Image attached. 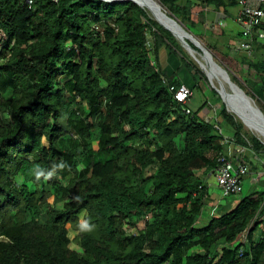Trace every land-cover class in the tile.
Segmentation results:
<instances>
[{"label":"trees","instance_id":"1","mask_svg":"<svg viewBox=\"0 0 264 264\" xmlns=\"http://www.w3.org/2000/svg\"><path fill=\"white\" fill-rule=\"evenodd\" d=\"M156 1L213 56L191 0ZM197 76L132 0H0V264H264V192L195 227L225 150L214 124L264 155L214 91L210 124L207 102L174 101Z\"/></svg>","mask_w":264,"mask_h":264},{"label":"rangeland","instance_id":"2","mask_svg":"<svg viewBox=\"0 0 264 264\" xmlns=\"http://www.w3.org/2000/svg\"><path fill=\"white\" fill-rule=\"evenodd\" d=\"M105 1H127V0H105ZM149 1L152 4L156 5V7H158V9H160V11L167 16V18L174 21L173 17H171L169 12L166 9H164L156 0H149ZM133 2L136 3L139 7H141L143 9V11L145 12V14L151 20L155 21L157 24L164 27L165 29H167L170 32V34L174 38L176 46L178 47V49L180 50L182 55L193 64L195 71L200 74V77L202 75L204 77L203 79L206 80V82L203 81L199 76H197L195 78L197 88L194 90V92L192 91L193 97L188 103L189 108L193 112L198 111L199 108L206 101H209V100L213 101L214 98H213L212 91H214L217 94L219 93L222 97H224L223 94L224 95L227 94L232 99L236 100L237 104L242 103V105H244L243 101H242V95L240 94L239 87H237V86H241V89L244 92H247L248 95L250 94V91L248 88L244 87L243 83H241V81L239 80V78H241V74H242L241 72H239V70L237 71L235 69V71H234L235 75H233V73H231L229 71L228 65L232 64V63H230L231 60H227L228 62H226L225 60H223L221 58V55L219 56L218 54L214 53L215 55L212 56L211 54H209L211 57V60H212V62H209V64L212 63L216 68L214 70L215 75L213 74L214 76H212V74L210 72V68L207 65L208 60L203 56L202 53L200 54L198 51H196L195 49L192 48V46H194L193 43H191L186 38H184V36H181L179 33L173 31L169 26H167V25L163 24L162 22H160L159 20H157L154 16H152V14L149 11H147L144 7L139 5L137 2H135V1H133ZM174 22H176V21H174ZM176 24L179 25L178 22H176ZM179 26L182 28L181 25H179ZM197 28L199 30H201L200 26H198ZM182 29L184 30V28H182ZM205 37H207V34H205ZM196 49H198V48H196ZM217 50L219 52L223 53V51L220 47L217 48ZM225 56L228 57V54ZM228 58L231 59V57H228ZM232 79H233V82L237 85L236 86L238 88V89H236L237 91L234 90L229 84V82H231ZM221 82H223V83L221 84ZM251 96H252V94H251ZM246 98L247 99H244L245 103H246L245 106L246 107L248 106V108L251 109L253 115L256 116V118H258L262 122H264V116L260 111V106L258 104H256V102L253 100L254 99L253 96H252L253 99L250 97H246ZM224 100H226V99H224ZM238 101H240V102L238 103ZM247 103L249 105H247ZM231 116L233 117L235 122H238V124H240L242 126L243 132L246 133V135L248 137H255L264 146L263 141L254 133L253 130L251 131V129L248 128V126L238 116H236V114L233 111H231ZM206 118H209V117H206ZM206 118H204V119H206ZM94 145H95L94 148L97 149V145L96 144H94ZM244 157L246 159L250 160V162L248 161L249 164L251 165L250 166L248 164L250 176H246L243 178L242 191L240 194L233 195V196L228 197V198H223L222 195L220 194L219 189L216 187V181H215L214 177L210 174L208 177L205 178V183L207 184L208 194H209V196L207 198V202H206L207 208H205L201 217L197 221V223L195 225L196 228H203L207 225V223L209 222L210 217H211V216H209V211L211 210V208H212V211L210 212L211 214H213V213L215 214L217 212L216 210L218 209V207H222L221 212H227V211L232 210L241 199L246 198L247 196L251 195L252 193H254L256 191L257 192H264V155H261V156L257 155L256 153H254L251 150L250 147H248ZM252 178L253 179L255 178L253 185L251 183ZM211 205H212V207H210ZM79 219L82 220L83 215H80ZM139 226L142 227L141 224H139ZM131 232H135V231L131 230ZM76 235H77V233L73 232L72 230L69 231V233H68V237L72 241L75 239ZM259 236H260V230H256L253 234L254 239L258 240ZM70 247H71V249L77 250L74 243Z\"/></svg>","mask_w":264,"mask_h":264},{"label":"crops","instance_id":"3","mask_svg":"<svg viewBox=\"0 0 264 264\" xmlns=\"http://www.w3.org/2000/svg\"><path fill=\"white\" fill-rule=\"evenodd\" d=\"M190 4L192 5V19L198 26H200L202 32L204 33L200 34L203 36L201 39L212 48L213 53L218 54L219 56L221 55V58L226 62H228L227 60H231L230 63L232 64L228 65V69L231 73H233V75H235V69L237 71L239 70V72L242 73L239 80L241 81V83H243L244 87L248 88L250 91V94L248 96H245V94L239 89L243 94V104H246L244 100L246 99V97L252 98L253 96L254 99H252L255 102L260 101L254 94V88L257 89L264 85L263 31H254L252 45L253 53L252 57L247 59L245 57V53L235 51V47L242 42V38L240 37V29L235 21V17L239 10L235 3H233L231 0H225V7L221 8L220 10L215 9L213 6L203 7L199 4L198 0H191ZM205 34H207V37H205ZM219 47L222 49L223 53L217 50V48ZM227 54L228 57H231V59L225 56ZM231 82H229L230 86H236L235 83ZM218 95L220 94L218 93ZM219 97L221 98L226 112L231 115V111L227 103H225L221 95ZM206 102L210 108L202 109V111H200V116L215 118L218 104H215L210 100ZM260 105L261 107H264V94L263 102L260 101ZM225 136L232 142L230 136ZM236 148V145L232 142V144L225 146L224 153L227 156L233 157ZM244 159L246 162H250V160L246 159L245 157ZM248 176H250V174H248ZM254 181L255 178H252V185Z\"/></svg>","mask_w":264,"mask_h":264},{"label":"built area","instance_id":"4","mask_svg":"<svg viewBox=\"0 0 264 264\" xmlns=\"http://www.w3.org/2000/svg\"><path fill=\"white\" fill-rule=\"evenodd\" d=\"M57 2L58 0H53ZM238 7V13L235 21L240 29L243 41L236 46V50L245 53L248 58L252 57L253 33L256 29L264 25V0H233ZM154 32V30H150ZM149 30L146 35V45H151L152 37ZM264 36V30H263ZM173 93L174 101L181 105H187L193 97V92L186 86L181 85L177 90L170 88ZM186 114H190V110H185ZM212 119V118H211ZM210 118L204 119L205 123L210 124ZM215 120V119H213ZM216 121V120H215ZM214 129L223 137L224 147L232 144L231 140L223 135L217 124ZM236 145V144H235ZM234 156H227L225 153L218 155L216 167L212 173L216 181V187L219 189L223 198L240 194L242 191L243 178L248 176L249 167L244 159L247 148L236 145ZM249 229L240 238L241 245L246 243V236ZM242 250H239L241 253Z\"/></svg>","mask_w":264,"mask_h":264},{"label":"bare ground","instance_id":"5","mask_svg":"<svg viewBox=\"0 0 264 264\" xmlns=\"http://www.w3.org/2000/svg\"><path fill=\"white\" fill-rule=\"evenodd\" d=\"M137 2L139 5H141L142 7H144L147 11H149L152 16H154L157 20H159L160 22H162L163 24L169 26L173 31L179 33L181 36H183L181 34V32L176 28V26L174 24H172L173 22L169 21V18H167V16L165 14H163L160 9H158V7H156V5L152 4L149 0H132ZM208 61L207 65L210 68V72L212 74V76L215 75V66L211 63L209 64ZM211 65V66H210ZM212 67V68H211ZM214 74V75H213ZM211 76V77H212ZM220 77V76H219ZM213 78V77H212ZM223 81V80H222ZM225 82V81H224ZM223 82H221L222 84ZM227 83V82H226ZM225 85V84H224ZM227 86V85H226ZM232 87V86H231ZM224 88V87H223ZM234 90H236V88L232 87ZM232 89V90H233ZM237 91V90H236ZM223 99L225 103H227L230 111H233L236 116H238L247 126L248 128L251 129V131L253 130L254 133L263 141L264 143V122H262L260 119L256 118V116L253 115L252 111L250 108H248V106L246 107L245 105H242V103L237 104L236 100L232 99L229 95H224L223 94ZM247 99V98H246ZM240 101H238L239 103ZM248 102V101H247ZM247 105H249L247 103Z\"/></svg>","mask_w":264,"mask_h":264},{"label":"water","instance_id":"6","mask_svg":"<svg viewBox=\"0 0 264 264\" xmlns=\"http://www.w3.org/2000/svg\"><path fill=\"white\" fill-rule=\"evenodd\" d=\"M170 22H173L172 24H174L176 26V28L181 32V34L184 36V38H186L188 41H190L191 43H193V45L198 48L201 53L203 54V56L208 60L211 61V57L208 53V51L196 40L194 39V37H192V35L188 34L186 31H184L179 25L176 24V22H174L173 20L169 19ZM234 88L238 89L236 86L232 85ZM240 92V91H239ZM240 94L243 96V94L240 92Z\"/></svg>","mask_w":264,"mask_h":264}]
</instances>
